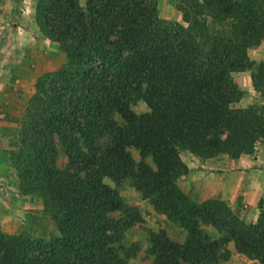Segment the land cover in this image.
<instances>
[{"label":"trees","instance_id":"obj_1","mask_svg":"<svg viewBox=\"0 0 264 264\" xmlns=\"http://www.w3.org/2000/svg\"><path fill=\"white\" fill-rule=\"evenodd\" d=\"M178 8L182 21L161 18L158 0L36 1L38 29L68 63L37 76L9 159L56 233L0 228V264H126L133 244L112 213L129 223L138 213L116 188L124 179L183 229L181 241L148 231L151 264L226 261L230 240L264 264L262 200L247 221L224 199L195 201L178 185L188 172L182 151L237 158L264 138V106L236 107L243 91L233 80L255 68L254 89L264 92V61L248 55L264 39V0H179Z\"/></svg>","mask_w":264,"mask_h":264},{"label":"rangeland","instance_id":"obj_2","mask_svg":"<svg viewBox=\"0 0 264 264\" xmlns=\"http://www.w3.org/2000/svg\"><path fill=\"white\" fill-rule=\"evenodd\" d=\"M36 1L0 0V228L8 233L29 232L48 237L56 233L55 223L45 212L40 197L22 192L17 171L9 159L10 150L17 146L21 116L26 101L33 92L37 76L68 63L60 44L45 37L38 29L34 20ZM80 1L84 3L85 0ZM178 3L179 0H158L159 16L166 20L182 21ZM251 69L233 73L234 82H238L239 88L243 91L235 106L247 107L255 104L260 109V106H264V92L251 87L247 89L245 85V82H248L246 72ZM134 110L142 113L147 110V106L139 100L134 105ZM259 140L255 147L258 146ZM255 147L249 154L255 153ZM130 152L138 159L136 150L131 148ZM181 158L188 167L194 168L196 165L200 166L202 161L186 150L181 152ZM66 161L63 148L58 144V164L63 166ZM218 161L220 159L216 160ZM222 163L223 161H220L216 165L221 167ZM215 170L219 171L217 168ZM104 181L116 187L110 179L105 178ZM118 185L116 188L123 201L138 213V219L133 223H129L125 212L112 213V217L125 226L122 232L126 244L128 246L133 244L134 253L126 264H151L152 257L146 253L149 246L148 231L163 228L170 238L181 241L183 229L176 223L168 221L164 214L155 211L152 203L142 198L131 186L130 179H124ZM178 185L183 188L182 184ZM243 191L244 189L240 187V192ZM235 197L233 204L229 201L233 210L247 221L255 220L256 212L248 208L249 205L246 208L244 206L246 202L241 200V197L237 198L238 201H235ZM207 230L214 234L209 228ZM235 258L223 264H249L241 256Z\"/></svg>","mask_w":264,"mask_h":264},{"label":"crops","instance_id":"obj_3","mask_svg":"<svg viewBox=\"0 0 264 264\" xmlns=\"http://www.w3.org/2000/svg\"><path fill=\"white\" fill-rule=\"evenodd\" d=\"M248 55L255 63L264 61V39L249 48ZM254 71L255 68H252L249 72H246L248 82L246 81L245 85L247 89L254 88L252 81ZM235 83L240 87L238 82L235 81ZM261 139L258 146L255 147L253 155L245 153L237 158L219 155L202 160L200 166L196 165V168L188 167V172L178 178V183L183 185L182 190L199 202L218 197L233 204L235 196V201H238L237 198L241 197V200L247 203L244 206L247 208V205H249L248 208L254 210L256 212L254 216H256L259 211L260 200L264 204V158H262L264 157V138ZM257 153L259 156L256 157ZM217 159L223 161L221 167L216 165L220 163V161L216 162ZM240 187L244 189L243 193L240 192ZM226 247L231 252L228 260L216 264L227 263L238 256H241L249 264H256V260L237 252L232 240L226 243Z\"/></svg>","mask_w":264,"mask_h":264}]
</instances>
